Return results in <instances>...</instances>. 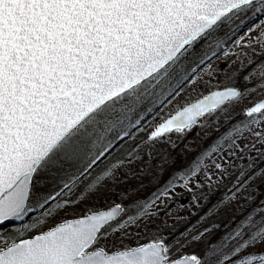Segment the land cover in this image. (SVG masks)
<instances>
[{"label": "snow or ice", "instance_id": "1", "mask_svg": "<svg viewBox=\"0 0 264 264\" xmlns=\"http://www.w3.org/2000/svg\"><path fill=\"white\" fill-rule=\"evenodd\" d=\"M0 264H264V0H0Z\"/></svg>", "mask_w": 264, "mask_h": 264}, {"label": "rangeland", "instance_id": "2", "mask_svg": "<svg viewBox=\"0 0 264 264\" xmlns=\"http://www.w3.org/2000/svg\"><path fill=\"white\" fill-rule=\"evenodd\" d=\"M178 191H179V189H178Z\"/></svg>", "mask_w": 264, "mask_h": 264}]
</instances>
